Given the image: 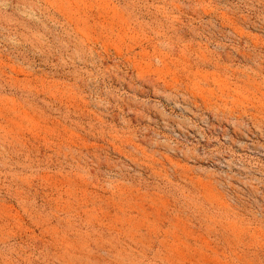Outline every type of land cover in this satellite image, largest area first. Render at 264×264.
<instances>
[{
	"label": "rangeland",
	"instance_id": "1",
	"mask_svg": "<svg viewBox=\"0 0 264 264\" xmlns=\"http://www.w3.org/2000/svg\"><path fill=\"white\" fill-rule=\"evenodd\" d=\"M0 264H264V0H0Z\"/></svg>",
	"mask_w": 264,
	"mask_h": 264
}]
</instances>
